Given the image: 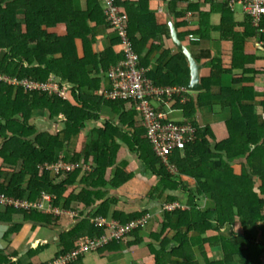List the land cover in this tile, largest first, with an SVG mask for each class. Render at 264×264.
Returning a JSON list of instances; mask_svg holds the SVG:
<instances>
[{"label":"trees","instance_id":"16d2710c","mask_svg":"<svg viewBox=\"0 0 264 264\" xmlns=\"http://www.w3.org/2000/svg\"><path fill=\"white\" fill-rule=\"evenodd\" d=\"M82 1V8H77L74 0H0V75L16 82L52 80L60 88L70 85L67 97L62 98L53 91H29L0 81V197L8 201H0V223L9 226L5 237L22 227L12 222L14 216L40 226L59 224L65 214L55 216L46 208L15 206L18 201L36 202L42 193L51 196L52 207L78 216L92 208V217L125 225L149 215L148 210L130 214L116 210L109 217L112 200L95 207L105 196L101 188H117L132 178L125 169L113 171L117 152L124 145L157 179L147 195L149 200L179 202L187 207L160 213L158 228L148 236L151 262L147 264H264V122L259 124L258 120V113L264 114V86L222 90L221 77L231 70L207 55L211 69L209 76L201 79L204 89L190 91L188 63L182 53L165 47V40L171 39L169 29L166 23H158L150 9L152 0H116L123 17L121 28L146 79L155 87L185 90L181 95L173 93L170 99L166 95L161 100L148 99L156 113L165 115V123L186 127L183 139L163 159L155 152L143 124L138 110L141 100L108 97L113 88L110 71L126 60L119 25L110 19L104 0ZM236 8L242 10L232 0L169 1L181 41L198 37L192 43L196 45L207 39L217 28L210 18L219 14L217 30L235 48L242 49L250 36H259L264 42V11L258 25L242 11L245 30L238 32L233 21ZM103 29L110 43L98 51ZM233 58V62L241 59L235 51ZM193 93L198 94L193 97ZM254 98L262 99L259 106L252 104ZM246 100L251 103H244ZM214 102L231 112L224 140H218L202 119L206 108H215ZM103 114L118 116L119 122L110 118L102 121ZM38 119L51 122V127L43 128ZM97 121L101 126L88 131V125ZM77 141L79 151L63 161L88 165L94 155L93 171L56 173L49 169L60 160L61 152L70 153ZM110 170L114 175L107 178ZM86 220L62 232L56 256L40 264L68 256L83 237H100L107 232L106 226L96 227ZM144 228L67 264H84L86 255L93 253L107 256L120 250L122 244L136 246L144 240L139 235ZM37 254L40 250L27 253L30 257ZM18 257L0 250V264H23Z\"/></svg>","mask_w":264,"mask_h":264},{"label":"crops","instance_id":"0c3cea01","mask_svg":"<svg viewBox=\"0 0 264 264\" xmlns=\"http://www.w3.org/2000/svg\"><path fill=\"white\" fill-rule=\"evenodd\" d=\"M131 1L134 2L137 0ZM164 4L163 0H152L150 2V9L155 12L157 21L160 25L166 23L167 13L165 12ZM74 5L77 8H82L83 1L74 0ZM245 20L246 16L243 14L242 10L236 8L233 18L234 23L238 24L236 31L243 32V30H245V27H243ZM220 21L221 18L219 14H213L210 18L211 25L217 28L219 27ZM217 28L211 32L207 39L199 41L196 45H193V42L189 41L190 37H186L185 40L182 41V43L190 49L192 55L199 56L201 63H204L205 66L202 69L201 78L207 77L210 74V60L205 57L210 55L212 59L219 60L226 70H231V73H225L221 77L220 87L222 90H241L243 87L253 88L254 86L262 88L264 86V42L260 40L259 36H250L243 42L241 46L242 49L240 47L237 48V46L235 48L231 40L222 38L221 33ZM109 43L110 39L108 37V32L104 29L101 30L100 35L98 36L97 50L102 51L109 46ZM164 45L169 48L172 53L178 51L174 47L171 39L165 40ZM234 51L241 57L237 62H233ZM236 63V68H232L231 66ZM251 79L253 80L251 81ZM239 80L242 81L239 83ZM195 94L198 93H193V97L197 96ZM261 101V98H254L252 104L259 106ZM244 103L250 104L251 100H248V102L246 100ZM214 105L215 108L213 110L210 108L204 110L202 119L204 123L212 128L213 133L218 140H224L228 137L225 122L230 118L231 112L229 108L222 109L218 102H214ZM258 115L260 116L258 119L259 124H262L263 120L261 115H263V113H258ZM110 117L111 116L107 114H103L101 120L104 121V119ZM110 119H112L114 123L119 122L118 116ZM46 121V119H38L37 124H40L43 128L47 129L46 125L43 124L47 123ZM100 126L101 122L99 121L91 122L88 125V131ZM79 149L80 145L77 141L75 146L70 147L71 152H68L67 156H71L74 151L78 152ZM91 157L92 159L90 160V163L94 164L96 157L94 155H91ZM124 161L128 162V164L124 165ZM116 168L125 169L126 172L132 173V178L117 188L113 186H105L104 188H101L105 192V196L102 200H99L96 203L95 207L105 200H112L109 217H111L112 212L116 210L128 214L148 210V214L151 218L148 225L139 234L140 238L142 237L144 240L140 244L138 243V245H133L131 247L122 244L120 250L114 251L107 256H99V253L86 255L87 257L83 261L84 264H137L140 261L147 264L151 262L150 251L147 248V244L149 243L148 236L153 230L158 228V222L160 219L159 215L162 212L160 210L161 204H157L156 201H152L151 199L149 200L147 195L153 190L152 188L156 185L157 179L152 177L148 170H145V167H143V164L139 161L137 154L130 152L124 145L122 146V149L117 152L115 165L113 167L114 172L116 171ZM114 172L110 170L107 178L113 176ZM204 205L205 201H202L201 206L203 207ZM91 210L92 208H87L82 216H78L76 212L69 211L71 216L64 215V218L59 224L56 223L51 226H40V223L25 221L21 216H14L12 217V222L21 223L22 227H20L18 232L6 238L5 235L9 230V226L0 223V250L5 251L7 255L18 254V258H20V261L23 264L47 263L53 260L60 249V234L64 231H69L86 217H92L91 215L93 214V211ZM43 246H45V248H41ZM30 249L40 250V254L30 257L27 255ZM79 264H81V262H79Z\"/></svg>","mask_w":264,"mask_h":264},{"label":"built area","instance_id":"2783aa9c","mask_svg":"<svg viewBox=\"0 0 264 264\" xmlns=\"http://www.w3.org/2000/svg\"><path fill=\"white\" fill-rule=\"evenodd\" d=\"M108 9V15L114 24L119 25V31L121 32V39L123 41V50L126 54V60L119 63L118 66L112 67L110 71V77L113 80V88L110 94L108 95L111 99L119 98H137L141 100L138 110L142 113L144 120L143 124L148 130V137L154 144V150L158 156L166 159L167 155L171 153V150L177 146V144L183 139L184 134L186 133V127L177 126L172 122H164L165 115L161 113H156L153 106L150 105L148 99L150 97H157L159 100L162 99L164 95L171 97L173 93L181 95L185 90L183 88H163L155 87L153 83L146 79L144 76V70L138 68V58L137 55L133 52L129 42L127 41L126 34L121 28V23L123 17L119 13L118 7L115 5L116 0H104ZM233 2L237 1L240 3L244 11L251 15L254 19L255 24L261 19V15L264 11V0H232ZM0 81H5L9 84H20L28 90H41V91H53L55 94L59 95L62 98L67 97V90L70 85L60 88L58 84L52 80H48L45 83H34L28 81L16 82L14 79L8 77H3L0 75ZM49 169H53L56 173L59 171L73 172L78 169H83L90 171L88 165L82 163H75L70 161H63V157H60V160L49 166ZM7 199L0 197L1 203H7ZM51 196L45 193H42V196L36 202L29 201H18L15 202V206L23 209L31 208H41L47 209V212L59 216L61 214H70L66 211L58 210L50 205ZM181 205L178 203L172 204H163L161 206L162 211H174L176 209H181ZM150 219V215H146L142 219L133 221L127 224H121L118 221L106 219L103 217H97L90 219V222L96 227L108 228L107 232L102 234L100 237H83L78 241L77 249L73 251L66 257H60L55 259L49 264H67L70 261L77 259L79 255H83L89 252H95L99 248L107 245L113 240H121L125 235L129 234L131 231L144 228L147 226Z\"/></svg>","mask_w":264,"mask_h":264},{"label":"water","instance_id":"95a60500","mask_svg":"<svg viewBox=\"0 0 264 264\" xmlns=\"http://www.w3.org/2000/svg\"><path fill=\"white\" fill-rule=\"evenodd\" d=\"M165 12L166 15V22L167 27L169 29L170 38L174 44V46L181 52L189 67L190 77H189V84L188 89L193 92H200L203 91L204 87L201 83V70L203 68V64L199 63L194 56L192 55L191 51L188 47H186L178 37V32L175 28L174 21L169 13V0L165 1Z\"/></svg>","mask_w":264,"mask_h":264},{"label":"clouds","instance_id":"9594fccd","mask_svg":"<svg viewBox=\"0 0 264 264\" xmlns=\"http://www.w3.org/2000/svg\"><path fill=\"white\" fill-rule=\"evenodd\" d=\"M117 1H119V0H117ZM120 1H124V0H120ZM166 1V0H165ZM170 1V0H169ZM191 1V0H190ZM237 2V1H236ZM165 3V2H164ZM239 5H241L240 3H238ZM117 6V5H116ZM242 6V5H241ZM118 7V6H117ZM118 9H119V7H118ZM120 10V9H119ZM242 11L246 14V15H249V14H247L245 11H244V9H243V7H242ZM169 13H170V10H169ZM173 20V19H172ZM166 24H167V22H166ZM175 24V23H174ZM253 24L254 25H258L259 24V22L257 23V24H255V22L253 21ZM175 28H176V26H175ZM179 37V36H178ZM180 39V38H179ZM199 40V38L198 37H194V36H190V38H189V41L190 42H196V41H198ZM182 42V41H181ZM186 46V45H185ZM175 47V46H174ZM187 47V46H186ZM176 48V47H175ZM177 49V48H176ZM178 50V49H177ZM190 50V49H189ZM179 52V51H178ZM181 53V52H180ZM195 58V57H194ZM196 59V58H195ZM197 60V59H196ZM198 61V60H197ZM199 63H201V61H198ZM201 64H203V68H204V63H201ZM202 68V69H203ZM201 73H202V70H201ZM9 78V77H8ZM202 79V78H201ZM24 81H26V80H24ZM7 83V82H6ZM20 83V82H19ZM201 83H202V81H201ZM9 84V83H8ZM14 85V84H13ZM203 85V84H202ZM15 86H22V85H20V84H16ZM24 87V86H23ZM25 88V87H24ZM29 91H33V90H29ZM193 92V91H192ZM260 117V116H259ZM259 117H258V119H259ZM261 117H262V120H263V122H264V114L263 115H261ZM64 158V157H63ZM77 163H82V164H84V162H77ZM85 165H87V164H85ZM88 166L91 168L90 169V171H87L86 170V172L89 174V173H91L92 171H93V163H90V162H88ZM78 170H80V169H78ZM82 171H83V169H81ZM73 172H75V171H73ZM73 172H67V173H73ZM84 173H85V171H83ZM174 203H178V204H180L179 202H174ZM170 204H172V203H170ZM163 205V204H162ZM161 205V206H162ZM181 205V204H180ZM161 206H160V210H161ZM181 207H182V205H181ZM182 209V208H181ZM162 211V210H161ZM66 212H69V211H66ZM163 212H165V211H163ZM70 213V212H69ZM65 215H69V214H65ZM100 217H102V216H100ZM95 217H86L85 219H89V221H90V219H94ZM97 218V217H96ZM104 218V217H103ZM110 219V218H109ZM150 220V219H149Z\"/></svg>","mask_w":264,"mask_h":264},{"label":"rangeland","instance_id":"374dc122","mask_svg":"<svg viewBox=\"0 0 264 264\" xmlns=\"http://www.w3.org/2000/svg\"><path fill=\"white\" fill-rule=\"evenodd\" d=\"M259 116V115H258ZM261 119V118H260ZM261 121V120H260ZM39 122H43V121H39ZM47 123H43V124H45L46 125V127L48 128H50L51 127V122H48V121H46ZM59 128H60V126H59ZM80 140V139H79ZM79 144V143H78ZM60 157H70V155H68L67 156V153L66 152H64L63 151V153L61 152V154H60ZM157 204H161L162 205V203H159V202H157ZM187 207L184 205V206H182V209H186ZM162 213H163V211H161ZM70 216H71V214H69ZM73 216H75V215H73ZM151 218V217H150ZM87 222L89 221V219L88 220H86Z\"/></svg>","mask_w":264,"mask_h":264}]
</instances>
